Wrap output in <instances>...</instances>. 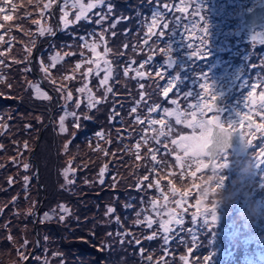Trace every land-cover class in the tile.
<instances>
[{"label":"trees","instance_id":"trees-1","mask_svg":"<svg viewBox=\"0 0 264 264\" xmlns=\"http://www.w3.org/2000/svg\"><path fill=\"white\" fill-rule=\"evenodd\" d=\"M47 1L49 0H7V7H11L10 19L5 20L3 14H0V36H3V41H0V53H3L0 55V264H21L32 250L35 253L28 264H182L184 255H178L180 249L174 247L179 242L174 244L170 239L171 243L168 244L161 240L164 237L160 228L162 215L155 216L151 201L148 202L149 195L142 192L150 180L147 163L152 165V162L149 155L142 150L137 155L129 156L126 154L130 151L129 148L120 150L123 144L114 140L110 142V139L105 141L96 133L100 127L99 122L105 121L107 106H111L118 98L120 90L115 92V82L119 77L121 60L129 56L133 45L137 44L141 33H144L140 30L141 33L135 37L134 34L140 31H137L130 19L135 9L141 8L142 14H137L135 19L142 20L151 6L159 4V0H152L153 3L150 0H104L103 4L87 13V19L63 26L55 37L48 33L41 36L38 23L50 25L48 27L54 32L53 21L60 19L62 8L68 11L67 19L72 21L79 9H73L70 0L65 8L64 0H60L57 11L55 0L50 7L54 10L52 18L48 9H44ZM88 2L89 0H83L85 4ZM108 3L114 5L111 19L104 18ZM119 12L126 18L118 24L116 16ZM124 27H127L126 32L119 33L118 29ZM101 36L103 40H100ZM93 41L100 43L99 47L103 46V50L105 46L109 49L107 57L112 66V76L107 83L111 86L109 97L107 95L109 103L103 109L100 103L95 105L93 108L99 112L92 109L89 111L90 115L84 114L76 129L69 120L67 131L60 134L55 121L61 108L56 99H61V91H71L72 99H75L76 89L80 88L75 83L79 85L83 81V73L91 66L85 61L92 59L88 55L93 54L83 45ZM136 49L137 46L134 51ZM56 53L63 59L55 68H50V75H46L41 70V63L50 65V57ZM66 53L71 55H65ZM33 56L34 60L30 65ZM77 63L82 64L79 70L75 68ZM71 71V76L75 79L65 80L64 76H69ZM104 75L92 73L87 77L88 87L95 97L100 90L98 78H103ZM38 76L42 82L38 81ZM32 85H38L50 99L37 98ZM57 86H60L59 90L54 88ZM81 95L87 97L82 93ZM83 97L77 108L80 111L86 110L84 102L82 105ZM130 100H135V97L122 95L120 104L129 106ZM50 113L53 116L52 122L43 129V135L36 143L38 133L47 123ZM69 137H73L70 144L79 138V146L74 144L66 149L63 142ZM115 138L119 139L120 134ZM168 140L169 137L164 136L162 143ZM200 160L203 164L206 156L200 157ZM70 161L74 171L69 173L68 180L72 182L68 183L63 173ZM25 164L28 165L27 169ZM244 167H248L250 171L251 179L244 178L250 184H245L249 194L240 197L243 201L240 209L232 212V221L240 232L245 223L240 218L244 214L242 210L247 216H252L254 206L259 204L260 212L264 214V190L261 188L264 181L257 180L256 165L249 161ZM102 168L106 172L103 177L100 176ZM120 169L123 172L117 177ZM158 175L165 180L164 171H160ZM237 175L238 172L231 174L236 183L225 182L226 184L221 185L217 180L211 182L215 179L212 170L202 174L201 180L197 179V188L202 195L200 206L207 213H217L220 207L225 206L227 211L228 205L234 204L227 197L232 188L242 194ZM25 177L28 178L27 182ZM178 177L182 179L180 173ZM187 178L183 179L184 183ZM101 179L103 183H100ZM188 186L193 188L191 184ZM159 187L162 191L157 196L164 200L166 187L169 186L163 182ZM183 187L185 189L186 186ZM218 194L223 195L224 203H220ZM195 201V198L190 197L185 207H191L192 211L197 212ZM61 205L69 210L67 214L61 211ZM38 207L39 214L35 217ZM109 208L114 211L109 213ZM186 215L189 213L186 212ZM61 216L64 217L62 220ZM148 216L154 221L151 227L145 221ZM34 221L40 245L37 250ZM188 228L189 225H186L177 230L182 229L181 235L188 237ZM248 232L254 236L255 242L257 239L264 240V215L258 220L254 218L253 223L248 225ZM150 236L155 238L149 239ZM219 241V237L215 236V243ZM183 242H193L194 245L190 248L197 245V231L194 237H188L180 244H184ZM219 245L222 248L232 246L233 238H227ZM237 246L235 254L241 255L240 251L251 245L240 239ZM199 250L201 254L206 251L203 246ZM147 256L151 257L150 261L146 260ZM189 261L191 263V259ZM213 261L216 259L213 258Z\"/></svg>","mask_w":264,"mask_h":264},{"label":"rangeland","instance_id":"rangeland-1","mask_svg":"<svg viewBox=\"0 0 264 264\" xmlns=\"http://www.w3.org/2000/svg\"><path fill=\"white\" fill-rule=\"evenodd\" d=\"M71 1V0H70ZM151 3L154 1L150 0ZM183 0H175L172 2H159L160 4H156L151 6V9L153 7V10H150L149 13H147L144 17H142V20H139L136 18L137 14H142L143 10L141 8H136L134 17H133V25L137 29V31L143 30L144 33L136 32L134 34L135 37H138L139 33L140 39L138 40L137 44H134L132 47V52L129 53V56L125 60H121L120 66L118 68L119 77L117 81L115 82L117 84V89H115V92H118V98L113 102L111 106H107L109 103V95L110 91H107L109 86L106 84L104 86H101L100 84V77L102 76V73H104L103 70L100 71L101 76L98 78V83L100 86L99 94L95 97L97 100H100V104L103 105L101 109L107 106V113L105 115V121L103 123L99 122V128L97 129L96 133H102V137L104 140L110 139L114 140L115 142L123 144L122 149L120 150H127L128 148L130 151H127V155L133 156L134 154L140 153L142 150L145 151L147 155H149L150 162H152V165H148V177H150V180L147 182V187L145 186L142 189V192L147 193L148 196V202L150 201H156L157 202V209L154 211L155 216L157 215V212H159V215H162V220H169L170 217L166 215L167 212H174L176 217L180 219L182 222L177 224L173 221L169 225L171 231L165 234L163 231L164 237L161 239L163 242H168L170 244V239L173 238L174 241L181 243L186 238H192L195 236L197 231V245L194 246V249L197 248V263L199 264H219L221 263V259L224 262L226 253L223 250L222 247H220V243L224 242L227 238L232 239L233 238V245L230 247H233V250L236 249L237 243L240 241V239L246 241L251 246H246L245 249L239 250L242 252L240 255L241 257L245 258V256L250 257L249 261L246 259V264H264V251H260L261 246H258L257 244L261 242L260 239H257V242L254 240V236H251V234L248 232V226L242 224V231L246 232V235H242L239 227H235L234 221H232V212L238 211L242 205V200L240 199L241 196L245 195L247 196L249 192L247 191V187L245 186L246 182L242 183L240 182L239 187L241 188L242 194H240V191H235V188H232L231 191L227 194L228 199H230L231 202L234 204L228 205L229 209L226 211L225 207H220L219 211L215 214L216 221L215 223L211 222V215L207 213L203 209V207H199V210L197 212L192 211L191 207H185L187 202L189 201L190 197L195 198L196 200H200L201 190L197 188V179L201 180L200 177L202 174H206L207 170L203 168V170L197 171V162L190 158L192 149H189V155H185L183 146L180 144H174L172 141H180L182 137H191L193 135H199V129H193L188 126V121L192 120L193 117L191 115L192 112H196V119H198L199 110L195 107H192L197 104H201L203 102V95L204 90L201 88V85L205 83L207 79H205L203 76L205 74H202V69L207 68L210 72L209 65L200 66L197 69V75H196V69L190 68V64L188 61L183 60L181 57H179L178 52L181 50H189L191 47V40H180L179 43H177V49H173L175 44L170 45L171 47H167L165 40L163 39L164 34L161 36L159 35L160 32L165 33V30L162 28V24L164 21H170L176 20L180 18L181 14H184V12H181L178 10L180 7V3L176 4V2H182ZM192 2L195 3V7H197V0H189L187 2L188 8L192 6ZM46 3H49L47 1ZM200 4L203 6L204 3L200 2ZM164 5H167V8L164 7ZM0 7L4 8V12L0 13L3 14V17L5 15L9 16L11 13V7H7V0H3L0 2ZM113 8L114 5L112 3L107 4V12L105 13L104 18L105 19H111V16L113 14ZM172 8L177 11L178 13ZM59 9V7H58ZM111 9V10H109ZM56 10V9H55ZM142 10V11H141ZM49 13L52 15L54 14L53 8H48ZM98 12V11H97ZM63 13V12H62ZM153 13H160L161 15L157 18V26L152 28V33L155 34H149V25L152 22ZM63 16V14H62ZM61 16V17H62ZM60 19H53L58 22V31L62 29L64 26L62 20ZM123 19L122 13L119 12V14L116 16V20ZM53 26V23L51 24ZM38 29L43 26L47 28L50 25L44 26L42 23H38ZM51 26V27H52ZM144 26V27H143ZM173 27H170L172 30ZM127 28L125 29V31ZM56 33V34H57ZM215 35L214 37H216ZM55 37V36H54ZM147 41V42H145ZM184 42V43H183ZM186 43V44H185ZM100 45V43H99ZM137 46L136 51H134V47ZM97 52L100 53L101 56L104 55L103 46L97 48ZM92 59H95L93 54L88 55ZM169 56V57H167ZM109 61V58L106 56L104 57ZM34 60V59H33ZM30 60V63L33 61ZM110 62V61H109ZM101 69L104 68L103 60L100 61ZM170 65V66H169ZM179 66L181 67H187L186 69H182L184 71L179 70ZM110 67L112 69V66L110 64ZM92 68L93 73L96 72L95 64H91L90 67L87 69ZM170 70V73H167V71ZM261 70V69H259ZM127 71V75H125V72ZM181 71V72H178ZM264 71V70H261ZM137 73H141L142 75H138ZM72 71L69 73V76H71ZM99 74V75H100ZM105 74V73H104ZM170 74H173L174 81L172 82V78L169 77ZM66 76V75H65ZM64 76V77H65ZM112 76V73H111ZM210 76L215 80V83L217 82V75L214 73H211ZM38 78V77H37ZM53 79V76L51 80ZM103 78L101 77V80ZM169 81H171V85H169ZM85 77H83V81L81 84L75 83L76 86L82 87L85 83ZM157 87H156V86ZM163 92L160 91L161 88H163ZM69 88V86H66ZM56 90H59L60 86L54 87ZM111 88V86H110ZM67 90V89H65ZM165 90L167 91V96H165ZM191 95H188V94ZM61 99L58 102V105H60V113L56 117V129L58 133H65L61 132L59 120L60 117L65 114V111L67 112H76L79 119H75L72 116H69L65 120V127L68 129V121L70 120L73 127L76 129L78 128L79 120L84 116V114H89V111L94 109L97 113L99 112L95 108H89L88 105V99L87 97H83L81 93H78L75 95V99H72L71 101H68L66 99V92L61 91ZM84 96L88 95L87 93H82ZM108 95V97H107ZM122 95H130L131 98L135 97V100H130L131 103L129 106H122L120 104L121 102V96ZM82 100L86 105L85 111H80L76 107V101ZM163 98H167V107L166 105L163 106L160 109L161 102ZM145 99V100H144ZM172 101H176V103H172ZM74 105H72V104ZM97 106V104H96ZM136 109L135 112L132 111V109ZM163 109H168L170 112H173L174 115H166L163 112ZM235 109V108H234ZM175 113L180 114V123H177L176 115ZM165 115L169 117L168 119H165ZM50 118V121L45 123L44 126L41 127L42 131L38 134L40 137L43 135V129H46V126H48L52 122V114L50 113L48 116V119ZM142 121L138 123L137 121ZM152 120L156 121H162L161 123L156 124H150L149 122ZM102 125V126H101ZM167 126V136L169 137V140L165 143H162V139L164 137L159 135L161 128ZM165 129V128H163ZM164 131V130H163ZM165 133V132H164ZM120 134V138L116 139L115 137ZM256 136V133L252 135L251 139H253ZM74 137V136H73ZM72 137V138H73ZM71 138V139H72ZM114 138V139H113ZM147 139V143L145 144L144 139ZM70 137L67 138L63 145H67L69 147L70 145L74 146V144H77L76 146H79L80 139L77 138L74 142H71ZM157 139L159 140V143H157ZM139 144V149L136 148V145ZM251 146L252 143H250ZM151 149V151H149ZM161 151H164L161 152ZM116 153V152H113ZM111 153V154H113ZM239 152L236 149H232V151H227L226 153H223L220 156V158L215 162V165L219 164L218 167V174L216 178L211 181L214 183L218 179V184H222L223 179H227V174L225 172V169L228 170H237L236 168H231L230 159H228L231 156L237 157ZM156 155V160H152V155ZM125 155V154H124ZM122 155L121 157L123 158ZM179 155L182 158L181 163L183 164V167H181V164H179L176 161V156ZM31 157V156H30ZM76 155L74 156V158ZM148 162V161H147ZM204 162V160H203ZM160 163V164H159ZM205 164V163H204ZM225 164L227 166H225ZM203 165V164H202ZM200 165V167L202 166ZM153 170H152V169ZM186 168H190L189 170H185ZM108 170V169H107ZM243 169H240L238 171V174H240L241 177H243L245 174L242 173ZM160 171L165 172V180L161 179L163 176H159L158 174ZM122 169L119 171V175L122 173ZM181 174L182 179L178 177V174ZM106 172L104 173V175ZM173 174V176H171ZM189 175V176H187ZM34 177V172L33 176ZM188 177V178H187ZM187 178L186 183H184V180ZM36 182L37 178L35 177ZM183 180V181H182ZM230 180V178H229ZM159 182V186L161 183L165 182L168 184L169 187H166V191L164 195H167L168 199L167 201L163 200L162 197H158L157 195L160 194L159 192L162 191V188H157L156 182ZM231 183H233V179L230 180ZM192 185L193 188L190 189L188 185ZM226 184V183H225ZM132 185H135L132 183ZM138 185V184H137ZM249 185V184H248ZM182 186V187H181ZM183 186H186L185 189ZM175 188L176 195L172 194L171 189ZM225 188V187H224ZM226 189V188H225ZM185 191L187 194H185ZM188 191H191V196L188 193ZM180 195V197H179ZM185 199V203L183 207H178L175 203L177 199L181 198ZM43 200H41L40 204ZM196 203V201H195ZM38 209L35 210V217H37L36 214ZM242 210V209H241ZM143 211H145V206H143ZM186 212L189 213V215H186ZM244 214L246 212L242 210ZM205 214L207 215V219L209 222H205ZM34 216V214H31ZM196 217V219H193V217ZM230 218V220H228ZM189 225L188 231V237H185L184 235H181V230L179 229L181 226ZM238 229V230H237ZM34 231L36 234V225L34 221ZM165 235L167 236V241L165 240ZM244 236V237H240ZM215 236H218L220 241L219 243H215ZM249 237V238H248ZM248 239V240H247ZM173 241V242H174ZM222 241V242H221ZM255 243V244H254ZM214 244V246H213ZM37 245V244H36ZM212 245V246H211ZM201 246L205 247L206 251L205 253L201 254L199 252V248ZM229 248V249H230ZM38 248H36L37 250ZM218 252L216 255L214 253ZM237 251H228V261L231 258V254H234ZM182 255V253L178 254ZM28 256V255H27ZM26 256V257H27ZM25 257V258H26ZM223 257V258H222ZM23 259V261L25 260ZM213 258L216 259V261H213ZM183 263L182 264H189L188 259V253L183 257ZM22 261V262H23ZM21 262V263H22ZM45 263V262H44ZM233 264V263H232Z\"/></svg>","mask_w":264,"mask_h":264},{"label":"flooded vegetation","instance_id":"flooded-vegetation-1","mask_svg":"<svg viewBox=\"0 0 264 264\" xmlns=\"http://www.w3.org/2000/svg\"><path fill=\"white\" fill-rule=\"evenodd\" d=\"M260 7L264 11V0H197V7L189 8L180 4L178 10L184 14L177 22H171L173 30L182 33L169 41L176 43L174 50L180 40L192 41L189 50L178 52L179 57L188 61L190 68L196 69V75L197 69L203 65L211 66L210 72L205 67L201 73L219 70L224 90V102L220 101L219 105L227 108L228 119L248 122V118H252V127H264V109L260 107V95L264 92V71H261L264 70V43H261L264 41V12H258L251 19L247 13ZM205 27L206 35L203 32ZM186 68L179 66L181 71ZM169 77L173 82V74ZM249 92L254 98L251 103ZM246 127L247 135H251L252 130L248 125Z\"/></svg>","mask_w":264,"mask_h":264},{"label":"snow or ice","instance_id":"snow-or-ice-1","mask_svg":"<svg viewBox=\"0 0 264 264\" xmlns=\"http://www.w3.org/2000/svg\"><path fill=\"white\" fill-rule=\"evenodd\" d=\"M55 2V0H49V3H45L44 4V9H48L52 6V4ZM104 0H89V2L87 4L83 3V0H71V7L73 9H79V11L76 13L75 15V20H68L67 17L69 15L68 11H65L63 8L61 9V11L63 12V16L61 17V20L64 24L65 27H67L69 24L74 23V22H79L81 19H87V13L90 12L93 8L97 7L99 4H103ZM69 4V0H64V6L65 8L68 6ZM165 8H167V5H164ZM111 10V9H109ZM4 12V8L0 7V13ZM41 15H43V12H41ZM160 13H153V18H152V22L149 25V34H155L152 33V28L157 26V18L160 16ZM4 19H10L9 16L5 15ZM201 19H203V17H201ZM99 22V21H98ZM163 28H168V24L164 23L163 24ZM39 34L41 36L45 35L46 33L48 34H53L52 29L50 27H43L41 26L39 29ZM204 34L206 35L207 29L206 27L203 29ZM163 32H160L159 35H163ZM83 39V38H82ZM100 40H103V36L100 37ZM0 41H3V36H0ZM147 42V41H145ZM261 43H264V41H261ZM85 48H87L89 51H91L93 53V56L95 57V59H88L85 62L89 63V64H95L96 67V72L95 74L98 76L100 74V71L103 70L105 75L103 77L102 80H100V84L101 86H104L108 83L109 79L111 78V73H112V69L110 67V62L104 58L107 56L109 49L105 46L104 47V55L101 56L100 53L97 52V48L100 46L98 43H96L95 41H93L92 43H85L83 45ZM30 51V50H29ZM3 53H0V55H2ZM65 55H71V53H66ZM83 55V53L81 54ZM193 55H199V53H193ZM63 57L59 54L56 53L55 55H53L52 57H50V65L45 66L43 64V62L41 63V70L45 72L46 75H50V68H55L56 65L58 63H60L62 61ZM103 60V65L104 68L101 69V64L100 61ZM170 66V65H169ZM82 67L81 63H77L75 65V68L77 70H79ZM93 73V69L89 68L87 71H85L83 73L84 77H85V83L82 87L77 88L76 91L78 93H87V99H88V107L89 108H93L95 107L96 104L100 103V100H97L94 96V94L91 92V89L88 87V83H87V77H89L91 74ZM138 75H142L141 73H137ZM125 75H127V71L125 72ZM65 80H72L75 79L74 76H65L64 77ZM2 82V81H0ZM54 82V81H53ZM171 81H169V85H171ZM32 87L34 88V91L37 95V98L39 99H45L48 100L50 99V97L48 96V94L46 92L41 91V89L39 88L38 85H32ZM201 88L204 90L206 95H211L213 97H215V95L212 92V88L208 83H204L201 85ZM107 91H111V88L109 87L107 89ZM167 91L165 90V96H167ZM188 95H191L190 93ZM66 99L68 101L72 100V92L71 91H67L66 94ZM248 99H249V103L252 102V100L254 99L252 97V93L249 92L248 93ZM172 103H176V101H172ZM76 107L79 108L80 107V101L77 100L76 101ZM192 107H195L196 109L199 110V115H200V119H196V112H192L191 115L193 117L192 120L188 121V126L195 129H199V135H193L191 137H182L180 141H172L174 144H180L183 146V150L185 155H189V149H192L191 151V156L190 158L195 160L197 162V171H200V165H202V161L200 160V157L203 156H209L211 154V152L218 146L223 145L225 148L230 147L229 141L231 140V138L234 135H238L241 139H244L243 134L242 133H235V128L234 125L237 123V121L232 120V121H228V127H225L224 122L221 121L219 116H215L212 119H208L205 120L203 119L204 116V112L205 110L207 111H212L214 109V105L207 103V101H204L202 104H197L194 105ZM260 107L262 109H264V92L261 93L260 95ZM133 112L136 111V109H132ZM216 111V109H215ZM163 112L166 115H174L173 112H170L168 109H163ZM176 115V120L177 123H180V114L175 113ZM72 116L75 119H79V117L77 116L76 112H67L65 111V114L63 116L60 117L59 120V125H60V130L61 132H66L67 128L65 127V120L67 117ZM138 123L142 122V121H137ZM150 124H156V123H161L163 124L162 121H156V120H152L149 122ZM78 126V125H76ZM253 126L252 121L249 120L248 121V127L251 128ZM258 131H264V127H258L257 128ZM235 133V134H234ZM98 136L102 137V133H97ZM159 135L163 136L165 135L163 128H161ZM145 144L147 143V139H144ZM157 143H159V140L157 139ZM250 145V142H247ZM25 147H27V145H25ZM140 145L137 144L136 148L139 149ZM65 148L67 149V145H65ZM151 151V149L149 150ZM139 158V157H138ZM152 160L155 161L156 160V155L153 154L152 155ZM258 160V165H264V151H261L259 157H257ZM176 161L181 164V167H183V164L181 163L182 158L181 156L177 155L176 156ZM204 168L207 167V165H202ZM225 166H227L225 164ZM24 167L27 169L28 165L25 164ZM74 171L71 168V161L69 162L68 167L64 170V176H65V180L68 183H71L72 181L68 180V175L70 172ZM105 172V169L102 168L100 171V176L103 177ZM27 177H25V181L27 182ZM144 179H147V177H145ZM100 183H103V179L100 180ZM156 186L157 188H159V182H156ZM172 194L176 195V190L175 188L171 189ZM168 197L167 195H164V200L167 201ZM176 205L178 207H183L184 203H185V199L182 197L181 199H177L175 201ZM151 206L153 211H156L157 209V202L156 201H151ZM200 207V201L197 200L196 201V208L197 210H199ZM61 211L64 212L65 214H67L69 212V210L64 207L63 205L60 206ZM114 209L109 208L108 212L111 213L113 212ZM160 213L157 212V215H159ZM166 215H168L170 217L169 220H161L160 221V228L162 229V231L167 234L168 232L171 231L169 225L171 223H173V221L177 224L181 223L182 221L180 219H178L175 215L174 212H167ZM46 218H47V214H45ZM61 220L64 218L63 216L60 217ZM193 219H196V217L194 216ZM216 216L213 213V215H211V222L215 223L216 221ZM145 221L147 222V225L149 227L152 226V224L154 223V221L152 220V218L150 216L145 217ZM140 221H137V223H139ZM205 222H209L207 219V215L205 214ZM11 239V237H9ZM149 239H153L155 238L154 236H150L148 237ZM165 240L167 241V236L165 235ZM183 259V258H182Z\"/></svg>","mask_w":264,"mask_h":264},{"label":"water","instance_id":"water-1","mask_svg":"<svg viewBox=\"0 0 264 264\" xmlns=\"http://www.w3.org/2000/svg\"><path fill=\"white\" fill-rule=\"evenodd\" d=\"M59 1V0H58ZM56 31H57V25H56ZM55 34H56V32H55ZM49 121H50V118H49ZM41 133V132H40ZM235 133H238L237 131H235ZM234 133V134H235ZM238 135H234L232 138H231V140L229 141V144H230V147H231V145L233 144V143H238ZM38 140V139H37ZM230 147H228V148H230ZM228 148H225L223 145H220V146H218V147H216L212 152H211V154L209 155V158H210V163H211V161H212V159H213V157L216 155V152L218 151V150H227ZM38 212H39V209L37 210V212H36V214H38ZM36 241H37V237H36ZM34 254V250L33 251H31L29 254H28V256L25 258V260L21 263V264H27L28 263V260L30 259V257L32 256Z\"/></svg>","mask_w":264,"mask_h":264},{"label":"clouds","instance_id":"clouds-1","mask_svg":"<svg viewBox=\"0 0 264 264\" xmlns=\"http://www.w3.org/2000/svg\"><path fill=\"white\" fill-rule=\"evenodd\" d=\"M218 199H219L220 203H224V199H223V195L222 194H218ZM254 208H255V211L253 212L252 216H247L246 214H242L241 217H240L242 220L245 221V225L246 226H248L251 223H253L254 218L256 220H258V219L261 218L262 215H264V214H262L260 212V205L259 204L255 205Z\"/></svg>","mask_w":264,"mask_h":264}]
</instances>
